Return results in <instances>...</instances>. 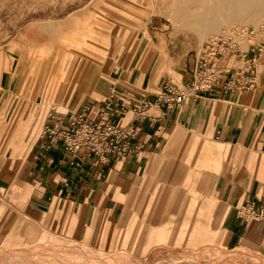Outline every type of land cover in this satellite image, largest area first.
Returning a JSON list of instances; mask_svg holds the SVG:
<instances>
[{
	"label": "rangeland",
	"instance_id": "374dc122",
	"mask_svg": "<svg viewBox=\"0 0 264 264\" xmlns=\"http://www.w3.org/2000/svg\"><path fill=\"white\" fill-rule=\"evenodd\" d=\"M176 1L0 0V61L4 68L12 67L9 73L19 84L18 92L7 97L19 102L14 127L9 125L10 108L0 110V119L10 138L16 128L20 131L19 153L27 156L45 122L71 111L92 89L93 71L101 78L132 67L160 83H179L205 42L236 27L264 28V0ZM234 8L252 14L258 23L234 22L222 30ZM70 58L74 62L68 70ZM65 67L72 78L58 95L49 87ZM162 190L167 200L177 201L174 207L167 203L163 213L157 210ZM18 192L0 191V264H259L251 253L242 257L224 247L214 222L219 207L199 203L202 197L191 188L141 189L116 236L103 245L47 229L42 219L31 217Z\"/></svg>",
	"mask_w": 264,
	"mask_h": 264
},
{
	"label": "crops",
	"instance_id": "0c3cea01",
	"mask_svg": "<svg viewBox=\"0 0 264 264\" xmlns=\"http://www.w3.org/2000/svg\"><path fill=\"white\" fill-rule=\"evenodd\" d=\"M73 62L70 58L68 70ZM3 64L1 60L0 110L10 108L9 125L13 128L19 102L7 97L18 92L19 84L9 73L12 67L4 68ZM226 64L239 67L233 58ZM66 68L49 91L53 89L59 95L67 89L72 75ZM190 69V64L185 67L179 83L188 82ZM232 73L225 75L221 85L174 111L153 108L148 113L150 118L143 122L128 114L124 124L140 129L135 144H141V148L138 156L127 159L102 163L84 153L73 158L62 143L45 148L48 142L44 131L24 156L19 153L20 131L16 128L10 138L9 127L4 128L0 119V191H21L26 207L34 214L31 217L42 219L47 229L103 245L116 236L141 189L191 188L202 197L199 203L204 200L219 207L214 222L224 247L242 257L251 253L259 264H264V223H245L238 218V210L249 203L264 207V55L257 64L254 89L225 91ZM94 77L97 84L92 82ZM166 81L170 79L160 83L132 67L101 78L93 71L88 81L92 89L72 105L71 111L46 121L44 128L65 125L71 114H79L85 107L96 112L110 97L129 105L154 100ZM1 115L3 118V111ZM161 197L157 210L162 213L167 203L174 207L177 202L167 200L163 190Z\"/></svg>",
	"mask_w": 264,
	"mask_h": 264
},
{
	"label": "built area",
	"instance_id": "2783aa9c",
	"mask_svg": "<svg viewBox=\"0 0 264 264\" xmlns=\"http://www.w3.org/2000/svg\"><path fill=\"white\" fill-rule=\"evenodd\" d=\"M263 55L264 28H233L205 42L194 54L188 82L166 81L154 100L143 99L138 104L117 102L110 97L96 112L90 106L85 107L81 113L71 114L65 125L45 127L48 144L44 147L49 149L62 143L73 158L84 153L102 163L136 157L141 148V144H135L140 129L124 124L128 114L143 122L150 118L148 113L153 108L174 111L186 101H196L203 93L221 85L225 75L231 72L232 77L224 85L225 91H250L257 86V64ZM231 58L239 67H228L226 63ZM238 218L245 223H264V207L249 203L238 210Z\"/></svg>",
	"mask_w": 264,
	"mask_h": 264
},
{
	"label": "bare ground",
	"instance_id": "6f19581e",
	"mask_svg": "<svg viewBox=\"0 0 264 264\" xmlns=\"http://www.w3.org/2000/svg\"><path fill=\"white\" fill-rule=\"evenodd\" d=\"M178 1V0H177ZM176 1V3H177ZM181 1V0H180ZM205 1V0H203ZM202 4V3H201ZM176 5V4H175ZM174 5L173 7V16L175 18V20L177 19L178 20V8ZM178 5V4H177ZM192 5V4H191ZM183 7V6H182ZM193 9V8H192ZM202 9V8H201ZM235 9L234 8V13L231 14L227 20L224 22V25L222 27V30H228L229 27L235 22H238L240 24H257L259 19L258 18H255L252 14H247L245 13L244 11L242 12H235ZM255 10V9H254ZM237 11V10H236ZM170 13V12H169ZM170 15V14H169ZM176 24V22H175ZM220 27V26H219ZM224 30V31H225ZM51 85V84H50ZM56 87V86H55ZM66 87V86H65Z\"/></svg>",
	"mask_w": 264,
	"mask_h": 264
}]
</instances>
